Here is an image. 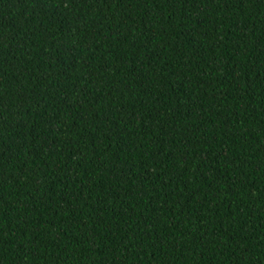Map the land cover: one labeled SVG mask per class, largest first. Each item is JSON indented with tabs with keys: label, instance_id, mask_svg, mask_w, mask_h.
Segmentation results:
<instances>
[{
	"label": "trees",
	"instance_id": "1",
	"mask_svg": "<svg viewBox=\"0 0 264 264\" xmlns=\"http://www.w3.org/2000/svg\"><path fill=\"white\" fill-rule=\"evenodd\" d=\"M0 264H264V0H0Z\"/></svg>",
	"mask_w": 264,
	"mask_h": 264
}]
</instances>
